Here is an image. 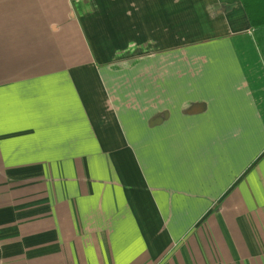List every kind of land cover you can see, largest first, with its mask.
<instances>
[{
	"label": "crops",
	"instance_id": "crops-1",
	"mask_svg": "<svg viewBox=\"0 0 264 264\" xmlns=\"http://www.w3.org/2000/svg\"><path fill=\"white\" fill-rule=\"evenodd\" d=\"M0 264H264L241 0H0Z\"/></svg>",
	"mask_w": 264,
	"mask_h": 264
},
{
	"label": "trees",
	"instance_id": "trees-1",
	"mask_svg": "<svg viewBox=\"0 0 264 264\" xmlns=\"http://www.w3.org/2000/svg\"><path fill=\"white\" fill-rule=\"evenodd\" d=\"M251 33L264 62V0H241Z\"/></svg>",
	"mask_w": 264,
	"mask_h": 264
}]
</instances>
